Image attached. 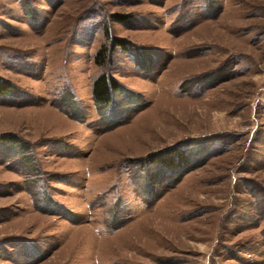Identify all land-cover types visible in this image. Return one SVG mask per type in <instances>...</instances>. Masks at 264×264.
I'll use <instances>...</instances> for the list:
<instances>
[{"label":"rangeland","instance_id":"1","mask_svg":"<svg viewBox=\"0 0 264 264\" xmlns=\"http://www.w3.org/2000/svg\"><path fill=\"white\" fill-rule=\"evenodd\" d=\"M0 79V264H264V0H0Z\"/></svg>","mask_w":264,"mask_h":264},{"label":"trees","instance_id":"2","mask_svg":"<svg viewBox=\"0 0 264 264\" xmlns=\"http://www.w3.org/2000/svg\"><path fill=\"white\" fill-rule=\"evenodd\" d=\"M112 17L114 20L124 23L128 21L130 16L116 13L113 14ZM115 47H119L126 52H133L137 50L135 45H133L131 42L123 38L113 37L111 38V45L109 47L103 46L97 51L94 57L95 64L103 65L107 63L105 57L109 55L111 50ZM122 90H124L123 85L117 81V79L111 73L103 72L93 81L92 98L96 104H113L116 101L117 95ZM7 93L16 94L17 92L13 87L10 86L9 83L0 79V95ZM0 142H4L9 145H16L17 143H20V141L11 134L3 136L2 139L0 138ZM189 145L199 148L200 143L197 141H192ZM147 158L148 162L158 164L166 169L175 170L177 168H181V171H170L178 172L181 175L186 171L191 170V168L196 167V165H193L192 167L188 164V156L186 155L183 146L180 144L151 153Z\"/></svg>","mask_w":264,"mask_h":264}]
</instances>
